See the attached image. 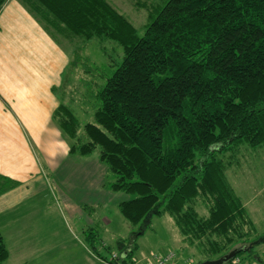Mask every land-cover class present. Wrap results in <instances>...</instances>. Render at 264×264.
I'll use <instances>...</instances> for the list:
<instances>
[{
    "label": "trees",
    "instance_id": "16d2710c",
    "mask_svg": "<svg viewBox=\"0 0 264 264\" xmlns=\"http://www.w3.org/2000/svg\"><path fill=\"white\" fill-rule=\"evenodd\" d=\"M19 1L52 37L110 41L122 50V63L111 58L105 83L85 97L92 122L82 123L67 103L53 116L71 154L98 159L99 207L123 195L118 209L133 228L168 216L192 246L248 227L226 264L247 253L246 244L264 243V234L252 238L255 223L227 182L235 161H225L239 147L248 151L244 145L264 147V0H164L155 7L137 0L134 9L153 8L143 33L108 0ZM17 186L0 176V196ZM200 199L211 203L207 218L195 208ZM86 238L100 264L136 263L138 247L126 240L112 247L96 232ZM9 258L0 233V264Z\"/></svg>",
    "mask_w": 264,
    "mask_h": 264
},
{
    "label": "crops",
    "instance_id": "0c3cea01",
    "mask_svg": "<svg viewBox=\"0 0 264 264\" xmlns=\"http://www.w3.org/2000/svg\"><path fill=\"white\" fill-rule=\"evenodd\" d=\"M108 1L131 22L139 17L125 0ZM58 44L19 0L0 10V176L18 183L0 196V233L12 261L42 235L40 221H33L44 211H59L65 223L99 208L104 172L98 159L71 154L53 120L54 87L73 62ZM84 161L92 163L82 167Z\"/></svg>",
    "mask_w": 264,
    "mask_h": 264
},
{
    "label": "rangeland",
    "instance_id": "374dc122",
    "mask_svg": "<svg viewBox=\"0 0 264 264\" xmlns=\"http://www.w3.org/2000/svg\"><path fill=\"white\" fill-rule=\"evenodd\" d=\"M119 1L112 0L113 3H119ZM125 1L128 2L127 5L132 8V11L139 15L133 23L143 33L144 26L148 24L147 13L153 8L134 9L137 0ZM148 1H150L149 5L151 2L154 3V7L156 4L164 3V0ZM53 39L59 43V47L66 52L69 59L70 56L73 58V62H69L67 70L61 74V82L53 90L58 98L59 106L64 103L72 104L71 106L74 107V111L82 123L92 122L88 119L91 113L88 112L90 109L86 105L85 97L89 94H93V97L97 89L105 83L103 74L110 72L111 58L117 61L118 65L122 63V50L117 44L110 41L84 42L78 39L72 44L58 35ZM94 82L99 84L97 88H93L91 85ZM244 147L248 151L239 147L229 154H232L231 157L228 158L227 155L225 158V161H235L228 166L226 179L255 223L256 231L251 235L252 238H255L257 233L258 236L264 234V147L257 149L247 145ZM90 163L92 162L84 161L81 166L85 167ZM106 188L108 189V187ZM118 196L115 198L116 202L103 203L99 208H95L94 212L86 208L83 214H79L74 219L67 218L65 223L59 211H53L52 215L49 211H44L41 217L38 216L33 221V223L40 221L36 231H41L42 235L35 239L33 245L26 244V246L30 245L31 249L27 247L28 249L18 252L19 255L14 254L13 261L9 258L6 264H100L99 259L92 255L87 248L88 238L85 239V236L91 232L98 233L100 240H103L108 246L115 247L118 240H126L130 249L137 246L135 264H146L149 260L164 256L163 253L172 255L173 264L176 262L177 264H198L219 260L233 250L242 248L239 241L240 233L250 232V229L243 225L238 234H231L230 237L214 235L196 241L192 246L185 242V237L175 229L173 220L168 216L154 218L149 226L143 223L133 228L118 209L119 202L123 201L125 197ZM202 200L197 201L195 208L202 218H207L211 203L208 202L209 205ZM42 201L37 199L36 205L41 204ZM52 239H55L56 243H53ZM132 240H136V242ZM35 246L39 248L33 250ZM245 247L248 252L236 258L231 264L264 263V243L251 242ZM38 252H44L45 256L38 255ZM114 253L116 254L115 251ZM181 255L184 256L181 257ZM107 260H111V257L108 256Z\"/></svg>",
    "mask_w": 264,
    "mask_h": 264
},
{
    "label": "water",
    "instance_id": "95a60500",
    "mask_svg": "<svg viewBox=\"0 0 264 264\" xmlns=\"http://www.w3.org/2000/svg\"><path fill=\"white\" fill-rule=\"evenodd\" d=\"M237 252H238L237 250L233 251L230 254H228V255H226V256H224L221 259L216 260V261H208V262L198 263V264H226V263H229L230 261H232L236 257Z\"/></svg>",
    "mask_w": 264,
    "mask_h": 264
},
{
    "label": "built area",
    "instance_id": "2783aa9c",
    "mask_svg": "<svg viewBox=\"0 0 264 264\" xmlns=\"http://www.w3.org/2000/svg\"><path fill=\"white\" fill-rule=\"evenodd\" d=\"M172 255L156 257L150 264H172Z\"/></svg>",
    "mask_w": 264,
    "mask_h": 264
}]
</instances>
